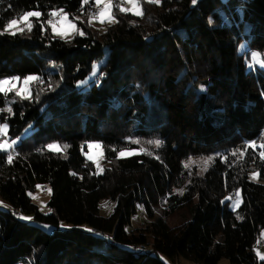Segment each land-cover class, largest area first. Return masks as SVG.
Instances as JSON below:
<instances>
[{"label": "trees", "instance_id": "obj_1", "mask_svg": "<svg viewBox=\"0 0 264 264\" xmlns=\"http://www.w3.org/2000/svg\"><path fill=\"white\" fill-rule=\"evenodd\" d=\"M140 3L136 15L111 1L114 21L99 30L87 20L93 0H0V78L35 76L26 96L0 90L7 137L28 129L0 150V264H264L253 250L264 230V69L245 63L264 52V0ZM54 10L81 32L54 36ZM28 11L37 15L5 29ZM91 140L100 172L84 155ZM126 148L138 151L118 156ZM189 157H208L205 169ZM37 184L49 187L46 212L28 194ZM236 191L232 209L224 196Z\"/></svg>", "mask_w": 264, "mask_h": 264}, {"label": "rangeland", "instance_id": "obj_2", "mask_svg": "<svg viewBox=\"0 0 264 264\" xmlns=\"http://www.w3.org/2000/svg\"><path fill=\"white\" fill-rule=\"evenodd\" d=\"M142 0H122L118 1L119 7L121 11H128L133 14H140L141 13V2ZM143 1H152V2H158L159 0H143ZM96 9L93 14H90L88 17V22L91 25H94L99 30H103L106 25L112 23L114 21V16L112 14V6L110 0H93ZM90 11H93V8L90 9ZM52 14L54 16H58L55 21H49L50 30L53 33L54 36L59 38H69L72 35H74L77 32H81L80 28L77 26L76 20L70 19L67 14L63 11L54 10L52 11ZM37 15L36 11H28L22 14L18 18H14L11 21L8 22V24L5 26V29L9 31H15L18 28H20L21 25L25 24L26 21L31 17ZM77 19V17H75ZM244 44L242 43L239 47V51H242L244 49ZM248 55L245 56V63L246 67L250 68L252 66H257L262 69H264V52L260 53L257 51L249 50ZM96 67L97 63H94L92 66V69L89 71L87 76L85 77V80L91 79L94 74L96 73ZM33 74L25 75L21 78L17 76L12 77H3L0 78V90H15V94H18L19 96H26L29 94V84L30 81L34 79ZM28 129H25L20 136L8 138L7 137V124L3 121H0V150L8 151L15 143H17L18 139L23 136ZM251 145H255L254 142H250ZM86 149L84 151V155L87 159H89L95 168V171L100 172L102 171L105 163H103L102 158V147L99 142L97 141H87L85 143ZM49 149L52 150H59L61 149L57 142H51L47 145ZM138 151L137 148H126L121 149L118 151V156H126L133 152ZM208 163V157H189L184 161L185 166H194L198 171H203ZM249 178L251 180L257 181V172L256 171H250L249 172ZM181 191V189H180ZM49 187L47 184H37L33 189L28 191L29 196L31 197L32 202L38 205L39 209L41 211H48V208L46 206V201L49 198ZM233 195H226L224 198H231L229 202V206L232 209H235L240 201L239 192L236 191V196L232 197ZM0 205L5 206L6 203L4 200L0 198ZM112 202L109 201L106 198H103L99 202V212L103 215H107L112 208ZM139 214H136V216H132L131 222L132 226H135L140 222V220L145 217H141V212H138ZM18 217L21 219L34 221V219L31 217L30 214L25 213H19ZM177 217L175 215L167 217L166 222L168 224L176 223ZM38 225H40L42 228H45L46 230H50L52 228V225L44 223V222H36ZM70 224L61 221L58 224L59 228H66L69 227ZM262 240L261 243H259ZM253 250L256 254L257 258L264 259V230H261L258 237L256 238V241L253 245ZM161 258H164L163 255H160ZM169 264H199L195 261L186 258L184 256L179 255L174 263ZM217 264H228L226 258H221L218 260Z\"/></svg>", "mask_w": 264, "mask_h": 264}, {"label": "built area", "instance_id": "obj_3", "mask_svg": "<svg viewBox=\"0 0 264 264\" xmlns=\"http://www.w3.org/2000/svg\"><path fill=\"white\" fill-rule=\"evenodd\" d=\"M111 1H113L114 3H117L119 0H111ZM120 1H122V0H120ZM120 3V2H119ZM118 3V4H119ZM59 16V15H58ZM58 16H54L53 14H50L49 15V20L50 21H55V19L58 17Z\"/></svg>", "mask_w": 264, "mask_h": 264}]
</instances>
